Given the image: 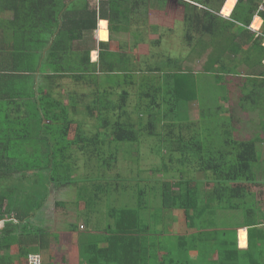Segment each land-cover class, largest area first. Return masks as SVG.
<instances>
[{"label":"trees","instance_id":"16d2710c","mask_svg":"<svg viewBox=\"0 0 264 264\" xmlns=\"http://www.w3.org/2000/svg\"><path fill=\"white\" fill-rule=\"evenodd\" d=\"M167 3L0 0L2 264H28L32 255L47 264H264V0H179L188 56L154 49L141 68L151 10ZM222 8L225 16L235 10L225 18ZM101 19L110 39L92 63ZM205 56L198 71L189 65ZM243 67L248 76L232 95L220 83L235 82ZM252 114L261 124L248 136L240 126ZM120 150L135 169L71 177L79 151L111 170ZM150 155L156 162L144 167ZM127 183L135 190L120 202ZM65 185L57 206L76 220L87 210V229L64 220L52 239L47 202ZM96 208L92 223L87 212ZM68 230L76 250L65 256Z\"/></svg>","mask_w":264,"mask_h":264},{"label":"rangeland","instance_id":"374dc122","mask_svg":"<svg viewBox=\"0 0 264 264\" xmlns=\"http://www.w3.org/2000/svg\"><path fill=\"white\" fill-rule=\"evenodd\" d=\"M262 1V0H259ZM90 3L92 4L93 7L97 6L99 3V0H90ZM261 8L264 7V3L260 5ZM220 14H222V10H220ZM223 16V15H222ZM225 16V15H224ZM258 18V17H257ZM256 18V19H257ZM184 7L179 3V0H168V3L166 4V6L162 9H153L151 10L149 19H148V24L150 27V30L148 31V42L145 44H142L139 49L137 50L138 56H139V66L141 68L144 67V61H145V57L149 55V53L151 51L154 52V49L160 51V52H164L168 55L174 56V57H178L180 55H183V57L188 56V50L185 49V45H186V40H185V34H186V27H184ZM157 27V28H154ZM170 35V36H169ZM96 36V35H95ZM160 36H164L162 39V42H164V44L162 43V45L158 48L156 47H152L153 45L150 44L151 41L158 39ZM95 39V38H94ZM93 39V40H94ZM123 41L128 42V36L122 37L120 38ZM95 41V40H94ZM97 42V39H96ZM96 46V45H95ZM94 46V48H95ZM96 54H92V56L95 58ZM207 56H205L202 60H189V65H193L194 66V70H199L202 63H204L206 61ZM231 77H227L225 79V83L227 84V81H229ZM235 79V78H234ZM241 78H239L240 80ZM237 80V79H235ZM232 90H236L235 85H233ZM232 95H233V91H232ZM135 104V102H133L132 100H130V105ZM232 105V104H231ZM231 105L226 104L225 108H231ZM195 106L197 107V104H195ZM192 108L194 109V105L192 106ZM237 113V112H236ZM237 117L241 118L242 114H240L238 112ZM245 117V123L250 122L251 119H253V116L250 117ZM258 126L256 124V122H254V125H243V130L247 131L244 134L251 136L252 133H249L251 131H253V127ZM75 130V127H73V132ZM71 135L73 136V133H71ZM103 154L107 155V150L103 152ZM120 156L118 162L117 161H113L111 163V170H108V168H104L102 167L103 163L101 164V162L98 160H96L95 156L92 153H86L83 154L82 152L79 151V154L77 155L78 157V165L80 168V171H77L75 174H73L71 177H76L77 179H80L81 177L84 176H89V177H93V179L95 178H100L102 176H106L107 173H112V170H115V172L118 170L121 171L122 168H124V170L126 172H129L131 169H135L136 167V163L133 161L128 160L126 157L127 156H123V152L120 150L119 153ZM122 160H121V159ZM124 158V159H123ZM151 159V155L149 156V158L143 160L142 164L144 167H150L152 165V163L156 160H152ZM130 168V170H129ZM142 169V166L140 165L138 168V171ZM137 171V170H136ZM130 175V174H129ZM128 176V175H127ZM157 176H160V174H157ZM180 174H177V177H179ZM115 177V176H113ZM260 179H262V177H259ZM135 184V183H133ZM133 184L130 185L129 183L125 184L124 187H126L128 190H124V189H119V191L116 192V195L119 196V200L120 202L123 201L124 203L129 202V198L131 199V195L133 190H135V188H133ZM75 185V184H73ZM70 189V187H65L57 189V191L55 192L56 194H52V196L50 197L49 201H48V212H52V214H54L55 217V221L53 222L54 227H52V229H58V230H62L65 226H63L61 223H58L59 221H62L63 219H67V220H75L74 218L76 217V214H70V215H75L72 217H67L64 214V210L60 209L57 205H56V201L58 199H60V195L64 192H68ZM262 192V202H264V189L261 190ZM69 194L71 196H74L76 194V191H71L69 192ZM105 194H101V197L99 199H101L99 202H103L105 201L106 196L104 197ZM118 200V201H119ZM76 211V210H75ZM87 211V210H86ZM86 211H82L81 213V219H78V222H82L85 218L86 215ZM77 212V211H76ZM87 215L89 217V219H91L92 223H97L99 218H100V212H99V208L94 209L91 212H87ZM82 224L85 226L84 229H87V226L85 225V222L83 221ZM101 224V223H100ZM4 226V224H0V227L2 228ZM93 227H90L92 229H97V224H93ZM64 247H67V245L64 243L63 245Z\"/></svg>","mask_w":264,"mask_h":264},{"label":"crops","instance_id":"0c3cea01","mask_svg":"<svg viewBox=\"0 0 264 264\" xmlns=\"http://www.w3.org/2000/svg\"><path fill=\"white\" fill-rule=\"evenodd\" d=\"M238 1V0H237ZM237 5H238V2H237V4H236V7H237ZM235 7V8H236ZM235 8H234V10H235ZM263 9H264V7H263ZM234 10H233V13H234ZM232 13V14H233ZM232 14H231V16H232ZM220 15H223L224 16V14H223V8H222V14H220ZM231 16H224L225 18H230ZM259 18L261 21H262V23H261V26H260V28L259 29H255L254 28V23H255V21H256V18ZM256 18H255V21H254V23H253V25H252V29H253V31L255 32V33H258V34H260V31H261V28H262V26H263V19L262 18H260L259 16H256ZM101 21H106L107 22V26H106V30H107V34H108V39L107 40H105V41H101V38H100V34H101V30L102 31H104L105 29H101L100 28V24H101ZM109 23H108V21L107 20H103V19H101V20H99V23H98V29H97V31L95 32V35L96 36H94V43H95V48H93L94 50L92 51V53H91V62L92 63H97V61H98V57H99V49H98V43L99 42H108L109 41V39H110V33H109ZM96 39H97V42H96ZM263 45H264V42H263ZM92 54H96L95 55V58L92 56ZM195 60H197V59H195ZM240 70V69H239ZM196 71H198V70H196ZM240 72H241V76H238L236 79L237 80H235V82H233V80H232V84H230L231 83V79H229V81H227V84L225 83V82H223V83H220V84H222V85H225V86H227L228 88H229V91H233V94H236V91H238V90H241L239 87H240V85L242 84V83H244V81H245V77H247L248 76V71L246 70V67H243L241 70H240ZM239 78H241L240 80H239ZM244 79V80H243ZM240 83V84H239ZM233 85H235V87H236V90L234 91V90H232V86ZM237 85H238V87H237ZM195 104H197V103H194V109L193 110H195V111H197L198 110V104H197V107L195 106ZM228 105H231L230 103H227ZM222 106H225L224 105V103L222 102ZM229 109V108H228ZM250 116H253V119H251V121L250 122H247V123H245V122H242V124H241V126H240V129H242V127H243V125H245V124H247V125H254V122H256V124L257 125H259V124H261L260 123V119L258 118V116H257V114H252V115H250ZM246 117H249L248 115H246ZM256 127H260V126H256ZM255 130V127H253V131ZM244 131V130H243ZM45 183H47V184H52V183H49L47 180H45ZM53 185V184H52ZM57 190H56V188H54V189H52V193H51V196H52V194H53V192H54V194H56L55 192H56ZM50 196V197H51ZM50 199V198H49ZM59 200V199H58ZM57 200V201H58ZM49 201V200H48ZM57 201H56V205H57ZM47 207H48V202H47ZM64 214L66 215V212H64ZM50 215H51V217H52V220L53 221H51V223L50 224H48L50 227H54V224H53V222L55 221V217L56 216H54V214H52V212H50ZM67 217H69V215H66ZM75 219V218H74ZM77 219V218H76ZM74 220V223L75 224H78L79 226L82 224V222H78V220ZM80 219V218H79ZM67 219H65V221H66ZM67 222H69V224H70V222H73L72 220H67ZM58 223H61L63 226H65L63 229H66L67 228V224L68 223H66V222H64V219L62 220V221H59ZM1 228V227H0ZM3 228V227H2ZM243 232H247V244L246 245H243L242 244V241H241V232L242 231ZM240 231H239V241H240V247L242 248V249H247L248 247H249V229L248 228H245V229H241ZM56 231H59L58 229H52L51 228V230H50V233H53L52 234V239L53 238H55V233H56ZM62 234H64V242H65V244L67 245V248H66V255L65 256H68L70 253H71V250H76V248H75V243H74V238H73V236H72V232H70L69 230L68 231H66V232H64V233H61V235ZM52 241V240H51ZM60 241V240H59ZM52 245H53V243H51V245L49 246L50 248H52ZM52 249H54V246H53V248ZM53 251V250H52ZM62 251H64V249L62 250ZM56 255H57V257L55 258V259H57L58 258V252L56 253ZM50 256V255H49ZM50 259V258H49ZM50 262V260H48V258H47V260H45V262L43 263V264H47V263H49ZM3 263V261H2V256L0 255V264H2ZM55 264H56V262H55Z\"/></svg>","mask_w":264,"mask_h":264},{"label":"built area","instance_id":"2783aa9c","mask_svg":"<svg viewBox=\"0 0 264 264\" xmlns=\"http://www.w3.org/2000/svg\"><path fill=\"white\" fill-rule=\"evenodd\" d=\"M28 264H43L42 259L39 255H32L29 258Z\"/></svg>","mask_w":264,"mask_h":264},{"label":"bare ground","instance_id":"6f19581e","mask_svg":"<svg viewBox=\"0 0 264 264\" xmlns=\"http://www.w3.org/2000/svg\"><path fill=\"white\" fill-rule=\"evenodd\" d=\"M106 26H107V22L106 21H101L100 28L101 29H105Z\"/></svg>","mask_w":264,"mask_h":264},{"label":"water","instance_id":"95a60500","mask_svg":"<svg viewBox=\"0 0 264 264\" xmlns=\"http://www.w3.org/2000/svg\"><path fill=\"white\" fill-rule=\"evenodd\" d=\"M184 1H188V0H184Z\"/></svg>","mask_w":264,"mask_h":264}]
</instances>
